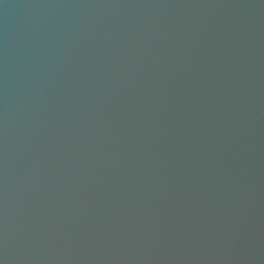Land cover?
<instances>
[{
    "label": "water",
    "instance_id": "1",
    "mask_svg": "<svg viewBox=\"0 0 264 264\" xmlns=\"http://www.w3.org/2000/svg\"><path fill=\"white\" fill-rule=\"evenodd\" d=\"M0 264H264V0H0Z\"/></svg>",
    "mask_w": 264,
    "mask_h": 264
}]
</instances>
